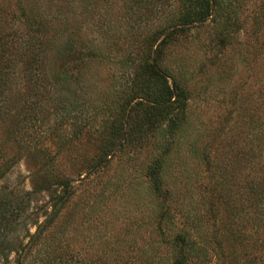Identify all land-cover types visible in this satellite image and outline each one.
<instances>
[{"label": "rangeland", "instance_id": "rangeland-1", "mask_svg": "<svg viewBox=\"0 0 264 264\" xmlns=\"http://www.w3.org/2000/svg\"><path fill=\"white\" fill-rule=\"evenodd\" d=\"M186 1L0 0V111H10L0 119V149L19 157L0 183L31 191L45 163V184L25 202L33 212L25 230L33 234L32 223L54 211L40 241L47 259L61 252L69 264H170L166 239L185 231L197 246L206 239L207 264H223L210 251L201 206L203 158L208 151L218 164L237 133L242 155L260 150L248 114L264 112V0H215L200 20L199 0ZM31 55L50 101L37 104L20 138L12 116L28 107L23 63ZM153 62L162 77L143 87L135 77ZM173 84L164 108L137 104L143 89L158 95ZM141 125L151 131L133 141ZM154 177L169 197L162 200ZM17 259L34 264L23 249L0 264Z\"/></svg>", "mask_w": 264, "mask_h": 264}, {"label": "trees", "instance_id": "trees-1", "mask_svg": "<svg viewBox=\"0 0 264 264\" xmlns=\"http://www.w3.org/2000/svg\"><path fill=\"white\" fill-rule=\"evenodd\" d=\"M186 2L187 5H190V1L187 0ZM197 4L202 7L196 13L199 20L207 16L216 6L215 0H199L198 3L195 2L194 6H197ZM198 19L196 18V20ZM33 48L35 49L34 45L30 47L31 53ZM62 49H66L65 51L69 52L70 46L64 43ZM36 60L31 55L23 63V77L26 84L24 100L28 103V107L19 110L14 109L13 111L12 119L19 116L17 118L18 121L13 122L15 131L18 134L25 120L34 121L35 114H37V110H35L36 106H38L37 104L42 99L47 103L50 101V97H48L50 90L47 88L51 86L50 82L48 81V84L45 82L46 77L37 80L35 75ZM0 77L1 85L3 81L5 82V74L1 73ZM161 77L162 74L153 62L147 64L144 71H140L135 78L136 82L144 87L146 80L148 81L149 78L159 80ZM39 86L43 88L41 99L37 95ZM172 87L173 89H165L158 95L147 93L143 89L142 94L146 97H139L140 101L137 104L141 106L144 103H150V112L160 107L164 108L175 96L174 91L176 88L174 84ZM262 96L264 98V90ZM53 102L51 99L50 107L52 108L55 107ZM9 112V110L0 111V119L5 114L8 115ZM248 119L253 132L256 133L253 136V141L256 142L254 147L260 148L258 152L247 150L246 155H242L244 149L238 143L240 135L237 133L235 140L230 143L231 148L228 153H222L218 164L214 163V161L209 162L210 153L208 151L204 153L203 158L206 166L204 170L206 183L203 186L204 195L201 199V206L204 207L202 210L205 211L206 224H210L213 229L211 236H209V242L214 245L210 251L215 261H220L223 264H234L236 260H244L245 264H264V112L262 118H260L256 115L253 107L248 114ZM150 127L149 125L135 126L133 129L136 130V134L138 133L139 137L137 139L134 138L133 141L144 139L148 132L151 131ZM19 136L21 138V134ZM112 141L113 139H109L108 144L101 149L100 155H104L102 157H105L108 151L111 150ZM122 141H126L125 138L119 140L118 145L120 148ZM4 147L2 145L0 149V182L9 172L11 164H14L16 159L19 158L15 154H8L6 150H2ZM24 148V150H29L27 147ZM244 156H247L248 162L245 165L247 170L242 172L240 171V167H242L240 161ZM44 164L42 163L39 166V168L42 167L41 174L44 176L40 186H43L42 184H45L47 180V169ZM154 184L162 200L166 196L169 197V193L160 188L156 178ZM40 186L34 187L35 190L32 188L31 191H19L0 183V260L5 261L10 253L23 249L25 255L28 253L34 255L32 260L34 264H69L62 260L61 252L55 253L53 257L47 259V253L42 244L40 245V241H42L44 233L54 217V211L49 213L41 224L32 223V226L35 227L33 234H29L25 230V222L33 214L32 211L26 213L25 202L30 195L36 192V188L38 189ZM162 217L163 215L160 216L161 219ZM192 218L194 219L195 217ZM193 219H191L192 222ZM21 230L23 237H19ZM158 233L160 237H163L160 229H158ZM23 239L28 240L25 246L22 244ZM165 244L171 247L172 258L170 264H207L209 261L204 247L208 244L205 238L197 246L188 232L178 231L166 239Z\"/></svg>", "mask_w": 264, "mask_h": 264}, {"label": "water", "instance_id": "water-1", "mask_svg": "<svg viewBox=\"0 0 264 264\" xmlns=\"http://www.w3.org/2000/svg\"><path fill=\"white\" fill-rule=\"evenodd\" d=\"M18 263H19V260L17 259L15 264H18Z\"/></svg>", "mask_w": 264, "mask_h": 264}]
</instances>
